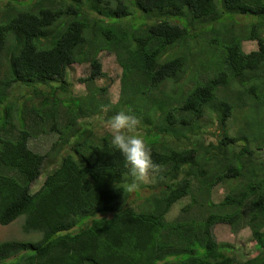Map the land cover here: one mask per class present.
<instances>
[{
    "label": "trees",
    "instance_id": "obj_1",
    "mask_svg": "<svg viewBox=\"0 0 264 264\" xmlns=\"http://www.w3.org/2000/svg\"><path fill=\"white\" fill-rule=\"evenodd\" d=\"M84 63L76 98L63 78ZM93 110L139 120L158 167L135 188L110 132L80 123ZM20 217L31 237L0 242V264H264V0H0V224ZM219 224L248 227L258 255Z\"/></svg>",
    "mask_w": 264,
    "mask_h": 264
},
{
    "label": "rangeland",
    "instance_id": "obj_2",
    "mask_svg": "<svg viewBox=\"0 0 264 264\" xmlns=\"http://www.w3.org/2000/svg\"><path fill=\"white\" fill-rule=\"evenodd\" d=\"M257 42H245L243 47L246 52H250L257 49ZM99 58L103 65V71L106 74V78L97 80L96 85L97 86H103L107 87L109 89L108 96L110 99L114 102H117L120 95V75H121V68L119 67L116 57L112 53L108 52H101L99 55ZM90 75V67L89 65L84 64H74L71 67L68 68L67 73L63 79H61V83L63 81H66L64 84V87L67 83L66 90H69V92L72 94L73 97L76 98H83L88 95L89 90L86 88V84L82 82L83 79L89 77ZM63 80V81H62ZM58 85L57 87L60 88L63 86L60 84V82L56 83ZM25 94V93H23ZM62 94V93H61ZM78 101H76L77 105ZM96 110L91 111L89 114V117L83 118V121L81 119L80 123L86 122L85 120L94 117L92 119H89V121H92L93 123L102 124V122H105L104 116L103 118L98 117L95 112ZM104 113V112H103ZM92 127L94 134H102L105 130L108 131L106 124L103 125L100 129L99 126ZM55 137L53 136H47L45 138L36 140L31 146L34 149L37 150H49L52 143L54 142ZM148 183V179H146ZM41 180L38 181V183L35 185L38 186L40 184ZM226 191L222 187V185L217 186L215 190H213L212 193V199L214 202H220ZM189 198L182 199L175 203L171 209V211L167 215L168 220L175 219L180 209L188 202ZM109 217L112 216L111 214L108 215ZM23 223H24V217L18 218L14 223L10 224L9 226H3L0 224V242L4 241H10V240H17V241H24L26 239H29L31 236L29 234L25 233L23 231ZM214 234L216 236V239L219 242L224 243H230L237 247H242V258L244 260L246 259H252L255 258L258 255V250L256 248V243L253 241L251 231L248 227H243L240 230L234 231L233 228H231L229 225L226 224H220L217 225L214 229ZM14 259L13 257L10 259H7L4 264L8 263Z\"/></svg>",
    "mask_w": 264,
    "mask_h": 264
},
{
    "label": "clouds",
    "instance_id": "obj_3",
    "mask_svg": "<svg viewBox=\"0 0 264 264\" xmlns=\"http://www.w3.org/2000/svg\"><path fill=\"white\" fill-rule=\"evenodd\" d=\"M138 124L139 120L134 115L124 111L117 112L106 121L111 135V148L123 158L133 188L158 167L153 162L145 138L138 132Z\"/></svg>",
    "mask_w": 264,
    "mask_h": 264
}]
</instances>
